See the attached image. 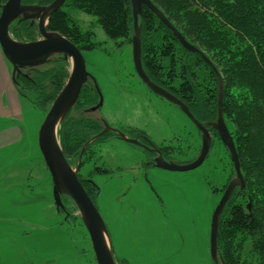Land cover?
<instances>
[{"label": "rangeland", "instance_id": "1", "mask_svg": "<svg viewBox=\"0 0 264 264\" xmlns=\"http://www.w3.org/2000/svg\"><path fill=\"white\" fill-rule=\"evenodd\" d=\"M67 10L83 28H91L95 41L101 43L100 48L83 54L88 71L98 79L104 97L100 111L105 119L112 125L140 126L154 140L169 142L174 146L170 156L175 162L194 160L200 151V131L177 105L136 88L137 80L128 72L134 68L131 43L107 38L95 16ZM12 77L13 66L0 48V86L5 81L8 90L7 95L0 89V102L10 97L20 113L14 121L0 117V129L21 127L20 143L26 141V148L31 147L35 170L27 177L22 175L25 169L16 166L26 151H16L18 156L8 160L0 150V264H96L83 223L75 219L74 230H68L60 223L62 216L50 197L51 179L37 142L45 111L30 107L18 96ZM228 126L233 129L232 123ZM92 151L98 165L110 167L108 174L95 177L99 185L96 203L115 247L117 264L120 257L125 258L123 264H213L208 251L211 214L224 187L235 177L221 139L212 142L211 137L209 152L199 166L185 171L149 170L150 182L141 169L129 168L131 151L125 142L109 139L96 143ZM86 161L90 163L87 156ZM131 173H138V180L133 181ZM65 206L69 211L66 219L78 215L69 200ZM218 254L221 256L219 248Z\"/></svg>", "mask_w": 264, "mask_h": 264}, {"label": "trees", "instance_id": "2", "mask_svg": "<svg viewBox=\"0 0 264 264\" xmlns=\"http://www.w3.org/2000/svg\"><path fill=\"white\" fill-rule=\"evenodd\" d=\"M151 1L208 56L214 68L198 52L182 46L156 14L143 6L138 22L141 63L148 77L184 102L201 122L215 120L217 72L222 78V113L226 125L232 123L233 129L228 128L245 182L243 188L231 193L219 219L217 244L224 264H264V0ZM67 7L95 16L107 38L131 43L133 18L129 0H65L51 14L48 29L59 32L83 52L100 48L101 43L95 41L91 28H83L71 16ZM12 30L18 38L34 36L27 24H23L22 33ZM67 66L65 59L56 58L45 66L26 70V76L16 73L13 79L18 96L30 107L46 113L68 76ZM93 96L89 83H84L58 130L64 156L71 164L100 127L94 120L85 128L77 122ZM207 127L212 142H220L216 130ZM104 136L86 146L82 162L92 156L91 150ZM81 181L94 201L99 186ZM67 200L63 198V204ZM58 212L62 214V208ZM75 219L81 222L78 215H73L62 217L60 223L74 230Z\"/></svg>", "mask_w": 264, "mask_h": 264}, {"label": "water", "instance_id": "3", "mask_svg": "<svg viewBox=\"0 0 264 264\" xmlns=\"http://www.w3.org/2000/svg\"><path fill=\"white\" fill-rule=\"evenodd\" d=\"M64 1L65 0H52L47 5L38 6L23 5L20 0H7L1 5L0 11V48L4 57L12 64L13 70L16 68L43 64L47 61L48 57L53 54H61L64 58L69 59L70 69L68 76L53 99L50 107L47 109L38 128V147L51 177L52 196L56 209L63 206L60 195L64 194L68 196L77 207L80 220L88 232L96 264H116L106 224L98 208L77 176V171L80 168L81 156L87 144L103 133L105 129H111V127L107 125L102 131L92 136V138L83 145L78 155V162L74 167L64 156L58 136L59 123L76 102L82 85L90 75L86 69V62L82 51L59 32L46 29L51 14L59 8ZM129 1L133 18L131 51L135 72L150 90L177 105L201 132L200 151L194 160L187 163H178L172 160L167 161L158 153L155 158V165L169 171L193 169L199 166L206 158L210 149L211 135L206 127V122L199 121L184 102L167 89L152 81L145 73L141 63V29L138 22V16L141 15L143 6H146L156 14V16L173 32L182 46L189 51L198 52L207 62H209V60L196 45L189 42L182 35L151 0ZM19 15H23L25 18L38 17V28L42 38L22 41L12 37L9 32V27L11 22ZM217 77V115L215 120L209 122V125L216 130L221 141L227 147L235 171V177L230 179L227 183L222 195L213 208L209 228V253L216 264H224L222 257L218 254L217 245L219 216L234 187L238 186L243 188L245 182L240 168L235 143L222 113L223 83L218 72ZM98 92L101 102L102 95L99 89ZM112 129L118 132L122 138L127 139L126 136L116 128ZM247 209H250V202L247 203Z\"/></svg>", "mask_w": 264, "mask_h": 264}, {"label": "flooded vegetation", "instance_id": "4", "mask_svg": "<svg viewBox=\"0 0 264 264\" xmlns=\"http://www.w3.org/2000/svg\"><path fill=\"white\" fill-rule=\"evenodd\" d=\"M6 1L7 0H0V11H1V5L4 4ZM51 1L52 0H50V1H44V0H20V2L23 5H38V6L47 5ZM60 7H62V5ZM38 21H39L38 17L25 18V17H23V15H19L18 17H16L11 22L10 27H9V32H10L11 35L14 36V38H16L18 40H22V41H31V40H35V39H40V38H42V36H41V34L39 32ZM23 24H27V26L30 27V29L33 32L34 36L28 38L27 36L23 35L22 38H18V37H16L14 35V31L12 29H16V31L22 33L21 32V28H22ZM47 26H48V24H47ZM47 26H46V29H48ZM83 56H84V54H83ZM56 58H58V59L62 58V59H65L66 61H69V59L64 58L61 54H53L50 57H48L47 61L45 63H43V64L36 65V66H26V67H21V68H18V69L17 68L14 69V74L16 75V73H18V74H22V75L26 76L27 73H28L26 70H28V69L35 70L36 68H38L40 66H45L51 60H54ZM86 69H87V66H86ZM88 72L90 73V75L87 77V79H86V81L84 83H87V84L89 83L90 89L94 91V96H93L91 104L89 106L83 108L81 110V112L79 113V117L77 119L78 124L81 127L85 128L87 126L88 122H91V120H94V121L98 122L100 127H99V129L97 128V131H96L97 133H95L94 135H96L100 131H102L107 125L109 127H111V129H105V131L103 133H101L100 135L97 136V137H99V136L105 134V136L102 139L99 140V143L100 142L101 143L102 142H106L107 140H109V139L111 140L113 138L125 142L127 144V146L129 147L130 151H131L130 158H129L130 159L129 168L130 169H133V168L141 169V171H142L141 174H143L144 177H146L147 180H149V182H150V179L148 178V174H149L148 171L149 170L162 169V168H159V167H157L155 165L156 164L155 163V158L158 155V153H160L165 160H167V161L172 160V161L175 162V160H173V158L170 156L174 146L171 145L169 142L163 143L161 141L154 140L151 137V135H149V133L144 128H142L140 126L133 127V126H121V125H112V124H110L105 119V116L101 114V111H100L102 106H103L104 97H103L102 91L100 90L98 79L92 72H90V71H88ZM128 72H130V75L132 76V78H135V80H137L135 82L137 89H141L142 90V88H143V89L146 90V93L149 94L150 96H153L156 99H162V100H164V101H166V102H168L170 104H173V103L169 102L168 100H166L165 98H163V97L159 96L158 94L154 93L152 90H150L149 87L138 77V75L135 72L134 68H133L132 71H128ZM12 80L14 81L13 77H12ZM98 89L100 90V93L102 95L101 102H100V94L98 92ZM68 113H69V111L67 112V114L65 115L63 120L68 116ZM83 117L85 118L84 121H83ZM63 120L59 123L58 130H59ZM207 125H206V127H207ZM112 128H116L119 132L123 133L126 136L127 139L122 138L119 135V133L114 131ZM93 129H95V127ZM208 130H209V128H208ZM200 135H201V132H200ZM90 138H92V136ZM125 152H128V151H125ZM82 156H83V154H82ZM82 156H81L80 168L77 171V176H78V179L80 180L81 183H83L81 181V180H83V181H88V182H90L92 184H97L95 182V177H96L97 174L98 175L99 174H104L105 175V174H108L110 172V167L109 166L103 165V164L102 165H98L97 164L98 160L96 158H98V157H96L95 155L90 157V163H89V161H86V162L83 161L82 162ZM77 162H78V157H77V160H76V162L74 164H71V163L70 164L74 167L77 164ZM104 166H107V167H104ZM83 167H84V169H83ZM127 168H128V166H127ZM46 169H47V167H46ZM162 170H165V169H162ZM47 171H48V169H47ZM166 171H169V170H166ZM48 174H49V172H48ZM136 174H137V176H135L133 173H131V175H130V177L133 178L132 179L133 181H136V180H138L137 178H139L138 173H136ZM50 179H51V177H50ZM225 187H224V189H225ZM235 187H238V186H235ZM235 187H234V189H235ZM224 189H223V191H224ZM223 191L221 192V195H222ZM50 197L53 200V196H52V181H51V186H50ZM60 198H61V202H62L63 198H67L73 204V206H75L74 202L68 196H66L64 194H61ZM93 202H94V204L97 207L96 199ZM53 203H54V200H53ZM62 205H63L62 207H59L56 210L58 212L60 210V208H62L63 213L61 214V216L64 217L65 214L68 213V211L66 210V206H65V204H63V202H62ZM75 209H76V212H77V214H78V216L80 218V215H79V212H78V209H77L76 206H75ZM105 224H106V222H105ZM106 227H107V224H106ZM107 230H108V228H107ZM208 245H209V243H208ZM206 248H207V246H206ZM112 249H113V256L117 257L115 247L112 246ZM208 251H209V246H208ZM209 256H210V253H209ZM178 257H179V255H177V258ZM210 258H211V256H210ZM210 260H211V262H213V264H216L212 260V258ZM120 261H121V263L118 262V264H123V262H125V258L124 257H120ZM156 262H160V260L156 259Z\"/></svg>", "mask_w": 264, "mask_h": 264}, {"label": "crops", "instance_id": "5", "mask_svg": "<svg viewBox=\"0 0 264 264\" xmlns=\"http://www.w3.org/2000/svg\"><path fill=\"white\" fill-rule=\"evenodd\" d=\"M1 83L2 84L0 86V89L6 92L8 95V90L7 87L5 86V81H1ZM1 107L5 108V110H3V108ZM18 110L19 107L16 104L15 100L13 101L12 99H10V97L7 98L5 103L4 101L1 100L0 117L3 118L8 117L12 121H14V119L20 115V113H18L19 112ZM22 134L23 131L21 127H18L17 125H9L0 129V150H3L1 152L2 153L1 156L8 158V160L9 157H11L14 160V158L18 156L16 151H26V154H28L29 156L27 157L26 154L22 155L21 158L18 160V162H16L17 164L16 166H19L18 167L19 169H23V170L25 169L22 175L25 174V176L27 177H32L35 170L33 169L32 166L33 158L30 159V154H29V149L31 147L27 149L29 146L27 145L28 142L26 141L20 143V141L22 140ZM9 152L10 154H8ZM11 173L12 172H10V174ZM36 173H38L37 168H36ZM18 203H20V200L18 201Z\"/></svg>", "mask_w": 264, "mask_h": 264}]
</instances>
